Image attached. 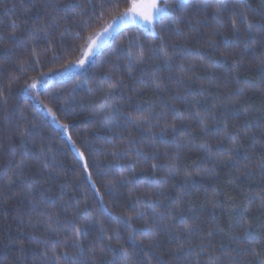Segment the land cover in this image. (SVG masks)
I'll list each match as a JSON object with an SVG mask.
<instances>
[{"label": "trees", "instance_id": "1", "mask_svg": "<svg viewBox=\"0 0 264 264\" xmlns=\"http://www.w3.org/2000/svg\"><path fill=\"white\" fill-rule=\"evenodd\" d=\"M167 2L174 4L175 0ZM130 3L0 0V36L5 37L0 49H12L0 51V264H57V257L63 264V253L76 251L70 246L77 238L71 221L85 208L87 215L79 222L96 220L80 237L85 261H90L92 248L99 246L101 222L109 235L118 228L120 239L113 237L112 244L128 249L130 264H149L150 260L157 264L161 252H170L181 241L187 247L186 226L193 230L189 264L197 260L199 264H256L250 250H239L247 245L244 227L248 223L251 243L264 259V69L258 67L264 51L249 52L238 66L218 58L221 51L229 56L238 51L226 46L222 36L231 38L230 18L245 5L240 0H225L221 35H213L216 21L211 11L198 15L190 8L173 13L179 21L158 17L154 31L126 24L84 67L64 71L63 65L82 56L88 34L100 31ZM248 3L253 17L259 19V12L264 11L261 0ZM44 20L48 26L40 27ZM177 26L187 40L177 34ZM13 31L19 40L7 39ZM158 36L165 38L169 49L178 46L171 70L160 65L154 71L162 59L157 55L144 69L134 65L130 76L125 47L131 41L148 52L159 44ZM209 38L220 45L215 53L208 51ZM181 43L190 51L179 53ZM131 50L138 51V47ZM41 72L48 75L41 77ZM153 75L159 78V88L152 82ZM34 79L44 80L47 89L23 87ZM113 84L116 87L109 93ZM106 104L119 106L108 114L112 123L107 126L101 111ZM177 110L182 119L176 116ZM139 117H148L143 129L157 133L154 142L133 122ZM166 122L176 124V131L168 128L160 135ZM64 124L69 126L66 131ZM23 132L27 135L22 137ZM77 149L85 153L84 159ZM129 158L139 163L133 166ZM18 165L23 168L22 176ZM10 178L14 186L9 185ZM28 188L33 190L30 198L23 195ZM181 205L183 218L177 214ZM106 208L134 217L135 241H144L142 251L128 239L123 217L113 219ZM141 209L146 211L135 218ZM173 216L175 223L156 228L155 239L161 246L150 247L149 234L141 232L144 222L158 226ZM174 229L180 230L181 240L175 239ZM105 251L109 260L124 264L119 251ZM165 260L175 264L172 255Z\"/></svg>", "mask_w": 264, "mask_h": 264}, {"label": "snow or ice", "instance_id": "2", "mask_svg": "<svg viewBox=\"0 0 264 264\" xmlns=\"http://www.w3.org/2000/svg\"><path fill=\"white\" fill-rule=\"evenodd\" d=\"M241 3L245 5L243 9L235 13V16L233 18H230V26H231V38L229 36H222V42L228 46L232 47L235 46L238 48V51L232 52L231 56L226 55L223 51L219 53V59H223L225 61L231 60V64L233 66H238L240 62L242 61L243 57L247 55L249 52L255 54L257 52V48H259L261 51H264V11L259 12V19H256L253 17V9L251 8V5L248 3V0H240ZM261 6L264 7V0H261ZM75 7H79V5H75ZM101 8L106 7L105 4L100 5ZM118 7V5H117ZM236 5H234L235 10ZM96 8V5H93V9ZM185 8H190L193 10L194 14L198 15H206L209 11H211V14L213 16V19L216 21V30L214 31L213 35H221L220 29L223 28L222 23V14L227 9V5L225 3V0H175L174 4H169L167 0H164V3L161 4L158 2V0H131V3L128 7L124 8L123 11L117 12L115 15L111 17V22L108 23L105 27H103L100 31L89 33L87 36V40L83 46L82 56L76 60H70L65 65H63L64 71H72L76 68H82L85 66L86 62L90 60L92 57L97 55L98 49L101 48V46L106 42V37L110 36L113 32H115L123 23L131 21L132 23H140L142 22L145 27H152L153 31L154 29V22H156L157 17L164 18L167 16H172L173 21H179L180 18L173 15L174 12L181 11ZM100 16H103V13L100 14ZM85 24L89 23V21L85 20ZM201 23L200 19L195 20V24L199 25ZM241 25H243V30L241 29ZM11 26L13 29L17 27L15 21L11 22ZM40 27H47L48 22L46 20L40 22ZM177 34L180 36H184L185 40L188 39L187 34L184 33L182 30L179 29L177 26ZM5 37L0 36V42L4 41ZM8 40H19L20 37L17 35L15 31L9 34L7 37ZM159 44L154 45L150 48L148 52H145L143 49V46H136L133 45L130 41L129 45L125 47V51L128 57V60L126 61V67L129 70V75H132V68L133 66H140L142 69L145 68L148 61L154 59L157 55L161 56L162 59L160 61V64L156 65L154 68V71L159 70L160 65H164L171 70L174 57L178 55V52L176 51L178 46L176 44H173L171 49L168 48V46L165 44V38L163 36H158ZM208 51L211 53H215L219 50L220 45L217 43L215 39L209 38L208 41ZM133 47H138V51H132L131 49ZM12 49L8 47H3L0 49V51H3L5 53L10 52ZM170 51H172V55H170ZM185 51H190L187 49V45L184 43H181L179 45V53H183ZM203 57H201L202 59ZM258 67L261 69H264V56L261 57V60L259 62ZM114 69L118 71V67H116V64H114ZM180 70H184V65L180 64ZM47 73H40L41 77H46ZM183 77H181L182 79ZM158 77L155 75L152 76V82L155 84L156 88L160 87V84L157 82ZM191 79V77H189ZM120 84L123 83V80L119 81ZM40 87L44 90L47 89L48 85L44 80L34 81L32 83H28L27 81L24 84V88L27 89H36L37 87ZM116 85H110L109 86V93L114 89ZM55 97V94H53V98ZM106 99L110 98L109 94H106ZM119 106L116 104H106L101 107V111L105 114V125H110L112 123V120L108 118V114L113 112L114 109L118 108ZM175 107V106H173ZM42 110H46L49 114H52V110L50 108H45L43 105H41ZM213 117H215L216 113H211ZM176 116L183 118V114L180 113L178 110L176 111ZM197 117L199 118V113H197ZM148 120V117H139L135 118L133 122L136 124L137 128L143 131H147L148 135L152 137V140H154L157 137V133L151 132L150 130H144L143 129V123ZM201 124L203 125V118H200ZM158 123V122H157ZM63 129L66 131L68 129V125L64 124L62 125ZM207 127L206 125L204 126ZM168 128H171L172 131H176L177 125L176 124H168L167 122L161 126L160 128V135H163L165 131H167ZM202 130H204L202 128ZM227 134V129H226ZM22 137L27 135V132L21 133ZM71 139V137H69ZM135 142V138L132 139V143ZM75 143V142H73ZM154 146V143H153ZM243 144L241 143L237 147V151L239 147H242ZM179 147V145H177ZM79 155L81 159H84L85 153L83 151H80ZM127 149L122 150L125 154L127 153ZM138 155L143 157V153L137 150ZM167 154V153H165ZM130 163L134 166L136 163H139L138 160H133L129 158ZM23 161L21 162V164ZM153 173L152 175L155 176V169L157 165L154 163L152 164ZM18 168V175H23V168L21 165L17 166ZM84 168L87 170L88 164L85 161ZM178 171V170H177ZM247 171V170H246ZM89 178L91 177V173L89 172ZM187 175H190L187 174ZM128 182V181H126ZM10 186L15 185V181L13 179H9L8 181ZM94 183V182H93ZM159 183V181H157ZM32 189L28 188L23 195L26 197H31L32 195ZM99 191V189H97ZM164 193L161 191L159 195H163ZM19 195V193L17 194ZM31 203H34V201H31ZM85 204H87V201H85ZM151 207V205H149ZM264 207V205H262ZM109 212V215L113 217L115 220H120L123 217L124 224L128 227V239L133 242V247L139 249L140 251L143 250L144 241L141 240L139 244L135 241V235H136V229L133 227L132 221L134 217L132 215L123 216V214H115L111 213L110 210L107 208L105 209ZM80 216L76 217L74 216L71 223L73 225V230L75 233V236L77 237L75 240L71 242V247L75 248L76 251L72 252L71 254L68 252L63 253L64 255V261L63 264H116L115 259L109 260L106 251H112L116 252L119 251L124 264H130V255L127 248H125L122 244H112L113 237L115 239H120V231L118 228L111 229V235L107 233V231L103 228V222H101V228H100V234H99V246L93 247L91 250V259L90 261H85L83 259V254L85 252V247L80 239V237L87 233L88 231V225L89 224H95L96 220L95 218L91 220H85L84 223H80V218L85 217L87 215V208L79 210ZM146 211L145 209H141L140 211H137L135 213V218H140L142 213ZM177 214L183 218V210L182 205L178 206L177 208ZM161 216V219L163 220V214H159ZM176 222V217L173 216L170 221H163L162 224L158 226H154L153 224H150L148 221L144 222L143 228L141 229V232H147L149 234L150 239L153 241L152 244H150V247L159 248L161 246V242L158 239H155L156 234V228L162 227L167 228L170 224H173ZM49 229H51V224L48 225ZM251 227V224L248 223L244 227V235L245 240L247 241V245L244 248L239 249L240 251H251L252 252V260L256 262V264H264V259H261V254L256 250V247L252 245L251 239H250V233L249 228ZM176 236V240H181V234L179 229H174ZM188 235L187 238L189 240L187 247H185V243L181 241L178 246L174 249H171L170 252L164 253L161 252L159 256L156 257L157 264H167V261L165 260L166 255H172L175 257V264H189L190 258L192 256V245L190 243V238L192 234L191 227L186 226L184 230ZM211 235V233H209ZM173 237L171 234H169V239L171 240ZM203 241H201V246L203 245ZM99 253V255H97ZM197 256L199 253L196 254ZM57 259V264H60L59 257ZM49 260H51V257H49ZM149 264H151V260L149 261ZM196 264H199V261H196ZM210 264H215V261H211ZM251 264V262H249Z\"/></svg>", "mask_w": 264, "mask_h": 264}, {"label": "rangeland", "instance_id": "3", "mask_svg": "<svg viewBox=\"0 0 264 264\" xmlns=\"http://www.w3.org/2000/svg\"><path fill=\"white\" fill-rule=\"evenodd\" d=\"M158 2L161 3V4H163L162 0H158ZM157 18H158V17H157ZM129 23H132V22L129 21V22H126V23L121 24V26H120L116 31H118V30H119L120 28H122L124 25L129 24ZM154 23H155V22H154ZM133 24L144 25L142 22H140V23H133ZM116 31H115V32H116ZM115 32H113V33H115ZM113 33H112V34H113ZM112 34H111V35H112ZM111 35H110V36H111ZM110 36L106 37V42H105V43L108 42ZM105 43H104V44H105ZM104 44H103V45H104ZM103 45H102V46H103ZM102 46H101V47H102ZM98 50H99V49H98ZM88 61H89V60H88ZM88 61H87V62H88ZM87 62H86V63H87Z\"/></svg>", "mask_w": 264, "mask_h": 264}]
</instances>
